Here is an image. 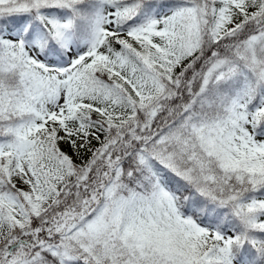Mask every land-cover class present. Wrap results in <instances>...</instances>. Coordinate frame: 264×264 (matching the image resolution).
Listing matches in <instances>:
<instances>
[{
	"label": "snow or ice",
	"instance_id": "1",
	"mask_svg": "<svg viewBox=\"0 0 264 264\" xmlns=\"http://www.w3.org/2000/svg\"><path fill=\"white\" fill-rule=\"evenodd\" d=\"M0 264H264V0H0Z\"/></svg>",
	"mask_w": 264,
	"mask_h": 264
}]
</instances>
